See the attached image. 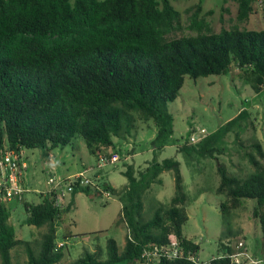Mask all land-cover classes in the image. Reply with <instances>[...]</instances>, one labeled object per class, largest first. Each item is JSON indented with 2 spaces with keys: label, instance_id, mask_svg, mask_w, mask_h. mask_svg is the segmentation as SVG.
<instances>
[{
  "label": "trees",
  "instance_id": "trees-1",
  "mask_svg": "<svg viewBox=\"0 0 264 264\" xmlns=\"http://www.w3.org/2000/svg\"><path fill=\"white\" fill-rule=\"evenodd\" d=\"M237 1L238 20L244 22L253 13L254 0ZM185 12L187 27L196 34L175 36L184 28L183 13L171 0H0V156L6 149L39 148L50 157L52 149L83 138L97 158L100 153L111 157L114 138L132 135L138 120L157 126L152 140L156 154L174 133L168 105L178 98L187 79L195 83L237 67L254 92L262 93L264 29L234 26L215 32L207 20L212 10L202 14L198 3ZM247 116L243 108L199 142L191 144L189 137L178 152L189 162L214 158L218 141L235 127L243 128ZM241 145L247 148L243 155L255 170L238 177L220 164L216 194L226 197L220 206L228 226L233 209L243 199H255L254 213L264 231V148L258 139ZM167 170L174 172L175 195L168 205L158 202L147 217L145 196ZM124 174L128 183L122 189L102 182L122 203L117 223L127 226L124 248L109 238L105 256L98 250H85L69 264H136L146 244L164 245L172 238L198 253L200 245L183 233L189 214L181 162L154 157L144 170L137 172L129 165ZM92 190L77 184L71 196ZM31 191L22 198L0 199L1 264H13L12 249L22 244L27 247L26 264H61L64 257L57 245V223L72 204L57 206L53 195L43 193L41 201L30 202L24 197ZM14 199L23 202L26 223L47 226L37 253L30 241L17 237L10 222ZM228 233L233 234L230 228ZM229 250L225 244L220 247L221 253ZM154 264L195 263L163 259ZM209 264L232 262L217 257Z\"/></svg>",
  "mask_w": 264,
  "mask_h": 264
},
{
  "label": "rangeland",
  "instance_id": "rangeland-1",
  "mask_svg": "<svg viewBox=\"0 0 264 264\" xmlns=\"http://www.w3.org/2000/svg\"><path fill=\"white\" fill-rule=\"evenodd\" d=\"M171 1L183 13L184 28L175 36L196 34V31L187 27L189 15L185 11L198 3L202 4V14L209 10L213 11V14L207 15V20L215 32L234 26L264 29V2L261 0H254L253 13L244 22L238 20L237 0ZM168 108L174 116V133L167 145L156 154L152 148V140L157 135V126L153 121L138 120L132 135L124 137L126 141L121 139L117 143L120 147L115 153L119 155V160L102 167L99 166L98 158L90 152L83 138H78L65 148L52 149L51 157H46L39 148L26 149L23 153L24 158L26 157L24 160L26 170L30 165L28 183H31L35 189H43L47 188L45 181L50 172L59 177H71L89 167H94L96 168L94 171L87 172L88 177L104 182L94 174L95 171L103 169L104 180L122 189L128 182L124 172L129 165L136 167V171L139 172L144 170L154 157L158 161L173 157L181 162L185 192L188 195L186 208L189 220L183 227V233L200 245L197 255L200 261L208 262L221 253L220 247L224 243L242 236L246 239L251 252L261 254L264 231L260 218L254 213L258 207L257 201L243 199L239 207L233 209L228 226L223 219L220 206L221 201L226 197L217 195L216 188L221 180L220 164L225 166L229 174L238 177H246L255 170L243 155L247 148H243L241 142L249 145L253 140L258 139L264 148V91L260 94L255 93L244 79V75L240 73V69L234 67L227 74L201 77L195 83L187 79L178 98L169 103ZM243 108L249 112V116L242 121L243 128L235 127L224 139L218 141L216 146L219 152H215L214 158L200 157L189 162L184 153L178 152V147L197 129L206 128L209 134L213 133ZM236 132L240 133L239 140L236 139ZM261 160L264 162V159ZM46 163L48 169L53 166H56V169L51 168V171L47 170L44 173L43 168H47ZM80 169L82 171L73 174ZM175 191L174 172L164 171L160 182L154 183L145 196L146 216L152 215L151 210L158 205V202L168 205ZM24 198L35 203L41 201L40 193L33 191L26 193ZM69 205L71 208L62 214L57 223V245L62 247L65 253L61 264H69L78 259L85 250H98L105 256L109 238L116 239L119 247L124 248L127 226L117 223L121 211L117 196L112 193L110 198H106L93 190L91 193L79 192L74 198L71 196L66 198L63 207ZM10 207L13 211L10 222L15 227L17 237L30 241L37 253L47 226L38 228L26 223L28 214L21 200L14 199L10 202ZM228 228L233 234L228 233ZM12 257L13 264H26L28 261L26 245H18L12 249Z\"/></svg>",
  "mask_w": 264,
  "mask_h": 264
},
{
  "label": "built area",
  "instance_id": "built-area-1",
  "mask_svg": "<svg viewBox=\"0 0 264 264\" xmlns=\"http://www.w3.org/2000/svg\"><path fill=\"white\" fill-rule=\"evenodd\" d=\"M264 2V0H261ZM206 128L197 129L190 136V143L195 144L208 135ZM119 160V155L114 153L108 157L104 153L98 155L99 166L102 167L109 163H115ZM98 166V165H97ZM96 168L89 167L79 174L71 177H59L50 172L47 178V188L40 190L39 193L51 194L55 198L57 206H64L66 198L71 196L77 184L80 186H91L99 194L110 198L112 192L105 188L101 182L96 181L87 176L88 171H94ZM26 170L23 151L6 149L0 156V199L12 200L14 196L22 198L26 191H30L29 187L25 186L23 175ZM51 171V170H50ZM230 247L229 251H224L213 258H229L232 264H264V250L261 254H255L250 251L246 239L242 236L237 239L228 240L224 243ZM59 246V245H58ZM198 253L189 250L178 238H172L171 241L164 245L146 244L141 253V261L136 264H153L162 259H186L195 264H209L208 262L200 261Z\"/></svg>",
  "mask_w": 264,
  "mask_h": 264
},
{
  "label": "crops",
  "instance_id": "crops-1",
  "mask_svg": "<svg viewBox=\"0 0 264 264\" xmlns=\"http://www.w3.org/2000/svg\"><path fill=\"white\" fill-rule=\"evenodd\" d=\"M121 139H123L122 141H126L125 139H124V137L123 138H119V137H115L114 138V141H115V144H116V147H115V152H116V150H118L119 149V145L117 144V143H119V140H121ZM118 140V141H117ZM25 151V150H24ZM129 155H134V154H129ZM128 155V156H129ZM52 156V154L50 153V157ZM96 158H97V156H96ZM53 159V158H52ZM52 159L50 160L49 159V161H51V162H53L52 161ZM97 160V159H96ZM30 166V165H29ZM29 166H28V168H27V172L25 173V177H24V183H25V185L26 186H28V187H30L31 189H32V191L35 193H37V192H39L40 190H44V189H46V187L45 188H43V189H35V188H33L32 187V185H31V183L29 184L28 183V178H30V171H29ZM45 167H47V163L45 164ZM51 168H54V170L56 169V166H53V167H50L49 169H48V167L47 168H43L44 169V173L45 172H47V170H51ZM84 169V168H83ZM135 169H136V167H135ZM80 171H82V169H80V170H78V171H76V172H74L73 174H75V173H78V172H80ZM96 173H94L95 174V177L97 176V178H100V179H102L104 182H106L105 180H104V177H105V175H104V172H103V169H99V170H97V171H95ZM68 175H70V174H68ZM31 176H33L32 174H31ZM34 178H36V177H34ZM37 179H39V178H37ZM47 180V179H46ZM40 181V180H39ZM103 182V183H104ZM45 183H46V181H45ZM106 183H108V182H106ZM127 183L128 182H126V185H127ZM110 184V183H109ZM47 185V184H46ZM110 185H112V184H110ZM113 186V185H112ZM113 187H115V186H113ZM115 188H117V189H121V188H118V187H115ZM124 188V187H123ZM79 193V192H78ZM77 194V193H76ZM75 194V195H76ZM74 195V196H75ZM74 196H71L72 198H74ZM116 196V195H115ZM120 201V200H119ZM120 204H121V209H122V203H121V201H120ZM120 214V213H119ZM119 216V215H118Z\"/></svg>",
  "mask_w": 264,
  "mask_h": 264
}]
</instances>
